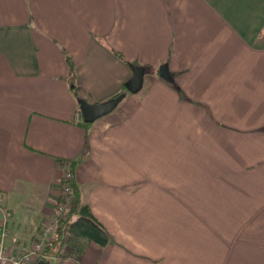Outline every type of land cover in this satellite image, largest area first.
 Segmentation results:
<instances>
[{"label":"crops","instance_id":"obj_1","mask_svg":"<svg viewBox=\"0 0 264 264\" xmlns=\"http://www.w3.org/2000/svg\"><path fill=\"white\" fill-rule=\"evenodd\" d=\"M114 51L147 87L82 125L72 85L96 103L132 74ZM70 162L109 240L48 264H264V0H0L8 249L55 220Z\"/></svg>","mask_w":264,"mask_h":264},{"label":"trees","instance_id":"obj_2","mask_svg":"<svg viewBox=\"0 0 264 264\" xmlns=\"http://www.w3.org/2000/svg\"><path fill=\"white\" fill-rule=\"evenodd\" d=\"M114 54L128 63L130 66L135 65L132 62L127 61L123 55L114 51ZM65 60L68 65V78L70 81L74 78L75 66L71 58L65 53ZM71 90L75 94L76 98H82L86 100L84 97L79 96L80 88L75 84L72 85ZM126 93L124 85H122L120 91L114 94L111 97H115L120 93ZM110 97V98H111ZM87 101V100H86ZM82 125H87L88 123L80 121ZM74 162H70V170H72ZM75 195L74 200L69 209H67L62 214L56 216L53 221V233L49 237L47 243L44 246L43 252L41 254V258L43 260H48L51 256L58 257H70L74 260H80L82 253L84 251L83 243L81 240L85 241L84 245H86L90 241H94L100 246H104L108 243V235L104 229V227L96 220V218L90 212L88 206L80 202L79 196L77 195V191L74 187ZM61 246H65L68 248L64 253H56L54 252V248Z\"/></svg>","mask_w":264,"mask_h":264},{"label":"built area","instance_id":"obj_3","mask_svg":"<svg viewBox=\"0 0 264 264\" xmlns=\"http://www.w3.org/2000/svg\"><path fill=\"white\" fill-rule=\"evenodd\" d=\"M78 113L77 118L80 120ZM59 193L54 204L56 216L70 208L74 199V184L71 170H66L59 183ZM5 219L0 223V264H36L41 258L44 246L53 233V221H47L39 227L35 240L27 250L13 251L4 244Z\"/></svg>","mask_w":264,"mask_h":264},{"label":"water","instance_id":"obj_4","mask_svg":"<svg viewBox=\"0 0 264 264\" xmlns=\"http://www.w3.org/2000/svg\"><path fill=\"white\" fill-rule=\"evenodd\" d=\"M131 76L124 82L127 93L135 94L140 91L143 85L146 68L141 65H131ZM158 75L167 82H173L174 77L168 68V64L163 63L158 67ZM126 96V93H120L115 97L108 98L101 102L91 103L82 98L77 99L82 121L92 123L112 112ZM36 264H48V260L39 259Z\"/></svg>","mask_w":264,"mask_h":264},{"label":"rangeland","instance_id":"obj_5","mask_svg":"<svg viewBox=\"0 0 264 264\" xmlns=\"http://www.w3.org/2000/svg\"><path fill=\"white\" fill-rule=\"evenodd\" d=\"M146 70H148V68H146ZM148 74H146V76H145V78H144V84H143V88H146L147 87V84H148ZM140 92V91H139ZM141 92H143V90L141 91ZM141 94V93H140ZM124 100V99H123ZM125 101H122V103H120L116 108H117V111H119L120 109H121V107L123 106V104H125L124 103ZM80 114V113H79ZM81 118V117H80ZM77 120H78V118H77ZM82 119H80L79 121H81ZM81 243H83L82 245H83V247H84V250H85V248H86V245H84V243H85V241L82 239L81 240ZM68 248H66L65 246H61V247H59V245L57 246V247H55L53 250H54V252H56V253H64V252H66V250H67ZM67 253V252H66Z\"/></svg>","mask_w":264,"mask_h":264}]
</instances>
